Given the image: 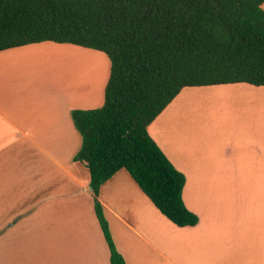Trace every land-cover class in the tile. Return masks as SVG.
<instances>
[{
  "label": "crops",
  "instance_id": "obj_1",
  "mask_svg": "<svg viewBox=\"0 0 264 264\" xmlns=\"http://www.w3.org/2000/svg\"><path fill=\"white\" fill-rule=\"evenodd\" d=\"M89 49L46 41L0 51V264H111L89 169L74 160L82 137L71 116L104 104L110 65L88 89L28 72L41 52H72L82 63L80 53L96 55ZM172 104L148 131L186 176L183 199L199 223L174 224L122 169L98 196L117 250L126 264H264V206L254 192L238 204L244 168L228 158L237 145L212 128L191 133L195 118L170 125Z\"/></svg>",
  "mask_w": 264,
  "mask_h": 264
},
{
  "label": "trees",
  "instance_id": "obj_2",
  "mask_svg": "<svg viewBox=\"0 0 264 264\" xmlns=\"http://www.w3.org/2000/svg\"><path fill=\"white\" fill-rule=\"evenodd\" d=\"M264 0H0V51L52 41L92 48L111 62L104 104L75 109L74 157L89 169L111 264L114 243L100 188L127 170L179 227L199 217L183 199L186 176L148 127L186 87L264 86Z\"/></svg>",
  "mask_w": 264,
  "mask_h": 264
},
{
  "label": "rangeland",
  "instance_id": "obj_3",
  "mask_svg": "<svg viewBox=\"0 0 264 264\" xmlns=\"http://www.w3.org/2000/svg\"><path fill=\"white\" fill-rule=\"evenodd\" d=\"M89 50L95 51L96 55L80 53L84 60L82 63L74 61L72 52H41L36 57L43 63L36 67L31 66L33 70L28 72L47 74L46 78L51 81L59 78L63 85L72 86L70 83H74L77 88H92L90 84H85L87 80L93 82L106 59L110 68L111 62L106 53L92 48ZM91 62L102 65L100 68L87 66ZM82 91L84 92V88ZM172 103L168 113L175 120H171L170 125L183 128L186 117L195 118L188 129L191 133L200 136L205 129L212 128L214 133L219 132L228 139L230 147L237 145L235 150L228 151V158H236L244 168L238 184V204L247 206L245 203L254 192V198L259 196L260 205L263 207L264 86L228 84L187 87ZM256 203L258 204L257 200Z\"/></svg>",
  "mask_w": 264,
  "mask_h": 264
}]
</instances>
